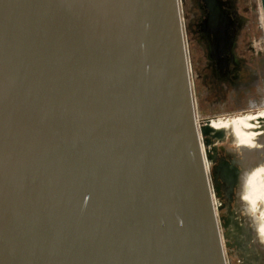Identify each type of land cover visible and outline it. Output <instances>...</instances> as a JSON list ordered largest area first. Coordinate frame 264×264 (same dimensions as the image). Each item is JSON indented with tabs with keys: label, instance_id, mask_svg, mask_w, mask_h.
<instances>
[{
	"label": "water",
	"instance_id": "obj_1",
	"mask_svg": "<svg viewBox=\"0 0 264 264\" xmlns=\"http://www.w3.org/2000/svg\"><path fill=\"white\" fill-rule=\"evenodd\" d=\"M193 102L177 0H0V264H226Z\"/></svg>",
	"mask_w": 264,
	"mask_h": 264
},
{
	"label": "rangeland",
	"instance_id": "obj_2",
	"mask_svg": "<svg viewBox=\"0 0 264 264\" xmlns=\"http://www.w3.org/2000/svg\"><path fill=\"white\" fill-rule=\"evenodd\" d=\"M179 1L197 123L264 110V21L260 0H220L232 19L230 45L220 62L212 56L209 39L198 26L205 15L199 8L202 0ZM204 136L209 144L208 153L215 158L208 177L213 197L217 199V221L223 233L227 264H264V243H258L254 231L256 222L252 223L254 217H259L258 209L254 214L246 212L234 196L237 185L230 197L223 182L219 179L214 182L211 175L218 159L225 157L237 168L236 183L239 178L245 180L253 165L264 166V136L260 148L245 155L238 153L227 138L216 139L208 131ZM251 228L254 229L250 231Z\"/></svg>",
	"mask_w": 264,
	"mask_h": 264
},
{
	"label": "bare ground",
	"instance_id": "obj_3",
	"mask_svg": "<svg viewBox=\"0 0 264 264\" xmlns=\"http://www.w3.org/2000/svg\"><path fill=\"white\" fill-rule=\"evenodd\" d=\"M177 1H178V8H179L180 1L179 0H177ZM179 16H180V12H179ZM180 23L182 25L181 16H180ZM196 117L197 116L195 115V125H196L199 143H200V147H201L203 164H204L205 172L207 174L213 210H214L215 217L217 220V205H218L216 202L217 199L215 200L213 197L212 190H211L212 186H210L211 181L209 182V177H208V169L212 166L215 158H214V155L211 156V154L209 155V153H208V147H209V144H207L208 140L205 138V136H204L205 133H202L201 129L206 128L207 131L211 132L213 134V137L216 139H217V137H219L220 139L227 138L230 142H232L236 146V150L239 151L238 153H240L241 155H245V154H248L250 152L256 151L257 149L260 148V144H261L260 142H261L262 137L264 136V110H258L252 114H233V115H229V116L223 117V118L215 120V121L210 120V121H207V122H204L201 124L197 123ZM225 122H227V126H224ZM258 165L259 164L253 165V168H252L253 170H250L251 174L249 177H247L245 180H243L242 178L241 179L239 178L238 182L236 183V185H237L236 190H235L236 194L234 196H235L236 200H238L239 203L242 205V207L245 209V211L246 212L248 211V213L251 209V202L245 201L242 199V196L247 191L250 190V186L247 185L248 179L250 177H253V173H256V175L253 177V186H251V187H257V186L261 185L262 183H264V171H259V172L257 171V170L264 169V166H263V164L261 166H258ZM237 205H238V203H237ZM239 208H240V206H239ZM256 209H258L259 216H260L261 212H264V198L256 200ZM237 214H238V212L236 213V215ZM252 217H254V215ZM254 218L257 219L256 217H254ZM254 218L252 219V223H253V220H254V222H256V223H254V224H256L255 229L253 228L255 231L256 239H257L258 243H264V240H261L259 232H258V225L260 223L259 217H258L257 221H255ZM242 222H244L243 219H242ZM243 224H242V226H243ZM217 225L219 228L218 221H217ZM235 226L237 227L236 224H235ZM253 229L251 228L250 231ZM219 234H220V238H221L223 255L225 258V262L227 264V258L225 255V248H224L225 243H224V240L222 238L223 233H221L220 228H219ZM228 239H230V238H228Z\"/></svg>",
	"mask_w": 264,
	"mask_h": 264
},
{
	"label": "clouds",
	"instance_id": "obj_4",
	"mask_svg": "<svg viewBox=\"0 0 264 264\" xmlns=\"http://www.w3.org/2000/svg\"><path fill=\"white\" fill-rule=\"evenodd\" d=\"M224 126H227V122H225ZM259 171H264V169L257 170ZM256 175V173H253V177ZM253 177H250L247 181V185L250 186V190L247 191L243 196L242 199L245 201H250L251 202V209L250 211L252 213H255L256 210V200L264 198V183L257 187H251L253 186ZM259 225H258V232L260 235L261 240H264V212L260 213L259 216Z\"/></svg>",
	"mask_w": 264,
	"mask_h": 264
},
{
	"label": "flooded vegetation",
	"instance_id": "obj_5",
	"mask_svg": "<svg viewBox=\"0 0 264 264\" xmlns=\"http://www.w3.org/2000/svg\"><path fill=\"white\" fill-rule=\"evenodd\" d=\"M200 6H201V7H199V8H200L201 14L204 15V13L206 12V9H205V7H204V2H203V0H202V3H201ZM210 66H212L211 63H210Z\"/></svg>",
	"mask_w": 264,
	"mask_h": 264
}]
</instances>
